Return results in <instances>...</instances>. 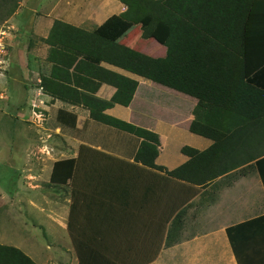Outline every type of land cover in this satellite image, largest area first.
<instances>
[{
  "label": "crops",
  "instance_id": "0c3cea01",
  "mask_svg": "<svg viewBox=\"0 0 264 264\" xmlns=\"http://www.w3.org/2000/svg\"><path fill=\"white\" fill-rule=\"evenodd\" d=\"M215 1L214 11L222 10ZM131 5L144 14L131 0H23L0 23L9 58L0 71V244L36 264H264V154L248 160L264 153L263 108L246 110L242 102L234 113L217 100L199 105L195 96L101 61L96 66L137 82L127 105L101 112L157 134L150 166L136 159L143 137L97 120L83 101L59 93L70 88L109 101L117 87L82 67L81 56L65 64L70 59L62 54L74 56L72 49L58 46L51 55L47 38L56 20L165 57L166 45L121 17ZM226 22L213 20L214 48L203 51L212 58L202 62L208 76L221 86L264 89V62L248 72L241 60L264 51L223 49L221 41L231 40ZM230 54L239 61L227 60ZM214 136L218 149L237 152L239 164L202 184L172 174L190 159L188 151L214 145Z\"/></svg>",
  "mask_w": 264,
  "mask_h": 264
},
{
  "label": "trees",
  "instance_id": "16d2710c",
  "mask_svg": "<svg viewBox=\"0 0 264 264\" xmlns=\"http://www.w3.org/2000/svg\"><path fill=\"white\" fill-rule=\"evenodd\" d=\"M20 1L0 0V23L14 13ZM131 1L137 5L143 4L144 14L141 9L137 11V8L133 9L131 5V9H127L121 17L128 21L140 23L144 37H153L159 43L166 45L165 57L153 58L144 55L105 39L96 32L86 31L60 20L54 22L47 41L52 45L51 55H54V51L59 50V47L67 50L72 49L75 52L74 56L62 54L70 59V61H65V64L70 66L72 58L75 60L76 55L81 56L82 67H91L94 71H98L104 80L117 87L116 92L109 101L87 97L84 93L79 94L76 90L70 88H61L59 93H63L62 95L66 93L68 98L77 97V99L83 101L90 108L91 115L97 120H104L143 137L144 139L136 154L137 160L150 166L154 164L158 144L157 134L111 116H105L101 112L114 103L127 105L137 85V82L129 77L96 66L101 61L195 96L199 100V105L208 104L207 102L210 100H217V105L234 113H238L240 109H243V106L240 105L242 102L245 104L246 110L247 108H253L255 104L264 109V89L256 88L247 82L240 89L230 87V85L221 86L218 80L208 76L206 64L202 65L203 61L206 62L212 58L203 51L214 48L211 43L213 41L208 38V35L216 33L213 30L212 23L213 20L220 18L227 21L226 25H229V27L226 28L225 25L226 30L224 28V31L231 36L230 41H221L220 44L224 45L223 49L230 51L242 50V55L248 51H264V41L263 45L261 44L262 38L264 40V34H261L260 31V27L264 25V0H238L243 3L241 4L242 11L239 10L238 5L234 2L235 0L215 1L216 4L217 2L221 3L218 6L222 10L219 11H214L212 0ZM231 2H234V4H230ZM239 20L243 21L242 26L238 25ZM214 22L219 23V21ZM233 57L235 56L230 54V56H227V60L231 61ZM235 58L234 61L238 62L239 58ZM241 60L244 62V68H247L250 72L253 68L263 64L264 56L260 58L257 56L256 58L243 56ZM230 70L232 74L229 77L232 79L231 85L233 86V79L235 81L238 79L233 74L234 68ZM87 71L90 72V70ZM191 129L197 130L192 125ZM200 130L206 133L204 131L206 130L205 127ZM214 137L216 143L210 148L202 152L188 151L190 159L175 169L172 174L177 178L202 184L239 164V161H236L237 152L233 149L227 152V149H222L221 144V148L218 149L219 137ZM183 149L192 148L183 147ZM261 154L264 153L256 156L249 154L248 160H252ZM0 264L36 263L20 249L0 244Z\"/></svg>",
  "mask_w": 264,
  "mask_h": 264
},
{
  "label": "built area",
  "instance_id": "2783aa9c",
  "mask_svg": "<svg viewBox=\"0 0 264 264\" xmlns=\"http://www.w3.org/2000/svg\"><path fill=\"white\" fill-rule=\"evenodd\" d=\"M4 32H0V36H3ZM8 53H7V48L1 44L0 42V71L7 69L8 65ZM37 89L41 90L42 88L39 86ZM33 107V113L36 115V117H39L41 120H43L44 114L41 111L40 105L37 104H32ZM37 109V110H36Z\"/></svg>",
  "mask_w": 264,
  "mask_h": 264
},
{
  "label": "rangeland",
  "instance_id": "374dc122",
  "mask_svg": "<svg viewBox=\"0 0 264 264\" xmlns=\"http://www.w3.org/2000/svg\"><path fill=\"white\" fill-rule=\"evenodd\" d=\"M22 1H23V0H21L20 3H21ZM20 3H19V4H20ZM18 6H19V5H18ZM17 8H18V7H17ZM15 11H16V10H15ZM15 11H14V12H15ZM5 28H6V27H5ZM6 29H7V28H6ZM9 33H10V32H9ZM148 49H149L150 51H152V52L158 53V51H157L158 49H157L156 47H154V45L149 44V45H148ZM41 136H42V135H41ZM43 136H44V140H45V138L47 137V135L44 134ZM42 140H43V139H42ZM42 140H39L41 146H42V144H45L44 141H42Z\"/></svg>",
  "mask_w": 264,
  "mask_h": 264
}]
</instances>
